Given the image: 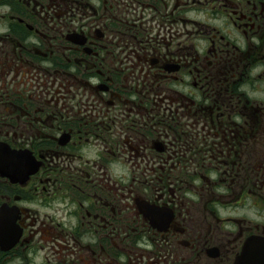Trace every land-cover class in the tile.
I'll return each instance as SVG.
<instances>
[{
    "label": "flooded vegetation",
    "instance_id": "1",
    "mask_svg": "<svg viewBox=\"0 0 264 264\" xmlns=\"http://www.w3.org/2000/svg\"><path fill=\"white\" fill-rule=\"evenodd\" d=\"M0 156V264H236L264 0H0Z\"/></svg>",
    "mask_w": 264,
    "mask_h": 264
},
{
    "label": "water",
    "instance_id": "2",
    "mask_svg": "<svg viewBox=\"0 0 264 264\" xmlns=\"http://www.w3.org/2000/svg\"><path fill=\"white\" fill-rule=\"evenodd\" d=\"M6 164L0 156V172L4 175L6 174V170H4ZM258 240L251 239L237 264H264V240Z\"/></svg>",
    "mask_w": 264,
    "mask_h": 264
}]
</instances>
